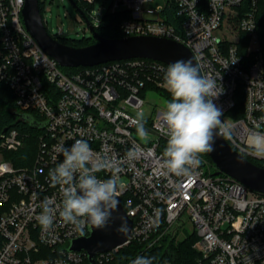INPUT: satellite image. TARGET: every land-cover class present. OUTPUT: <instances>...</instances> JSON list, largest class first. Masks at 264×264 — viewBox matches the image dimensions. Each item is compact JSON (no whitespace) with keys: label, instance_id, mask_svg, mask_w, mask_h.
<instances>
[{"label":"built area","instance_id":"2783aa9c","mask_svg":"<svg viewBox=\"0 0 264 264\" xmlns=\"http://www.w3.org/2000/svg\"><path fill=\"white\" fill-rule=\"evenodd\" d=\"M149 1L114 0L109 9L129 12L121 25L124 36L165 37L191 50L201 75L224 89L214 98L223 113L220 132L264 168V157L254 155L248 146L252 133L264 134V47L257 32L258 0H249L243 12V0H164L156 9L145 7ZM24 4L25 0H0V80L14 90L18 109L35 112L45 126L39 129L31 163L17 167L11 160H0V264H91L86 250L70 247L74 239L90 234L89 226L80 232L65 224L57 211L53 227L43 231L36 219L45 198L61 203L60 188L51 186L48 173L63 161L59 146L69 147L78 139L86 140L95 156L120 161L119 196L133 219L129 239L97 253L95 264H132L136 254L123 259V248L175 241L189 221L194 232L185 238L197 237L195 264H264V193L226 173H209L202 154V163L190 175L168 173L160 167L167 144L163 111L144 116L145 139L130 122L137 113L146 112L148 89L171 95L163 80L169 64L132 57L66 73L26 28ZM100 18L93 10L94 26ZM242 34L249 38L245 52ZM240 91L244 112L233 118L229 111ZM25 142L26 135L16 128L0 134L2 151H18ZM133 149L137 154L129 159ZM97 175L107 179L111 173Z\"/></svg>","mask_w":264,"mask_h":264},{"label":"clouds","instance_id":"9594fccd","mask_svg":"<svg viewBox=\"0 0 264 264\" xmlns=\"http://www.w3.org/2000/svg\"><path fill=\"white\" fill-rule=\"evenodd\" d=\"M164 84L172 99L162 114L166 128L167 144L163 152L161 168L177 176L190 175L202 163L200 154L214 151L215 136L224 128L221 121L222 110L214 103V98L223 94L222 85L216 80L201 75L200 65L191 59L176 60L165 71ZM136 133L145 139L143 113H137L130 120ZM248 146L256 156L264 157V134L252 133ZM63 161L49 170L51 186H59L61 203L45 198L41 202L42 211L36 217L43 231L53 227L58 211L65 224H70L80 232L86 226L105 230L110 222L120 221L115 230L121 235L129 232L128 222L122 217H114L118 210L120 195V161L113 158L95 156L86 140L78 139L71 146H59ZM135 149L128 158H134ZM109 171L110 178L101 179L98 173ZM132 264H153L152 257L138 256Z\"/></svg>","mask_w":264,"mask_h":264},{"label":"water","instance_id":"95a60500","mask_svg":"<svg viewBox=\"0 0 264 264\" xmlns=\"http://www.w3.org/2000/svg\"><path fill=\"white\" fill-rule=\"evenodd\" d=\"M70 1L86 21L96 42L83 47H74L56 40L44 24L39 0H25L22 11L26 28L41 47L63 67L95 66L100 63L132 57L153 58L169 65L181 59L185 61L191 59L194 65L197 63L187 46L169 38L154 35L104 37L96 31L91 19L78 8L75 0ZM25 117L31 120L30 117ZM31 125L32 127L43 128L45 123L31 121ZM207 154L216 165L215 175L226 173L243 182L252 190L264 193V168L235 149L221 132L215 136L214 151ZM117 199L119 206L113 216H122L127 220L129 228L127 235L116 232L115 229L120 225V221L117 219L115 222H110V226L105 230L89 226V235L76 238L71 243L72 250L87 251L91 264H95L97 253L111 250L129 239L133 219L126 213L121 197L119 196Z\"/></svg>","mask_w":264,"mask_h":264},{"label":"trees","instance_id":"16d2710c","mask_svg":"<svg viewBox=\"0 0 264 264\" xmlns=\"http://www.w3.org/2000/svg\"><path fill=\"white\" fill-rule=\"evenodd\" d=\"M96 1L97 0L90 3L85 0H75V3L78 8L90 19ZM248 4L249 0H243V4H241L240 8L242 12L248 8ZM39 6L42 13L43 6L40 0ZM129 17V12L126 9H118L115 12H111L110 9H108L101 16L100 23L95 26V29L104 37H123L124 34L122 32L121 25L122 22ZM166 20L169 22L174 21L172 17H167ZM256 21L259 40L262 47H264V0H258ZM52 36L62 44L74 47H83L96 42V39L94 37H88L84 38L83 40L76 41L73 38H67L65 36ZM248 44L249 38L245 34H242V52H245L247 50ZM156 90H158L161 94L167 96V98L171 101L172 96L170 94L158 88H156ZM236 99V106L229 111V115L233 116V118L241 117L244 112V104L241 91L237 95ZM25 116L30 117L31 120H29ZM31 121L41 123L35 112H24L18 109L17 96L14 90L4 80H0V134L3 133L5 129L8 130L11 128H16L26 135V142L23 148L18 151H4L6 159L11 160L17 167L31 163L35 154V149L37 146L36 138L38 137L37 135L40 132V128L32 127ZM202 155L210 159L207 153H204ZM244 156L250 159L252 162L259 164V161L253 156L249 154H244ZM196 239V235L193 234L179 241L178 243H174V241H171L167 244L162 242V244L147 249L142 253L141 250H143V244L133 243L121 250L122 257H120L126 259L136 254L135 259L138 256L152 257L153 264H165L166 262H171V264H195L197 252L194 249L193 244L196 242Z\"/></svg>","mask_w":264,"mask_h":264},{"label":"rangeland","instance_id":"374dc122","mask_svg":"<svg viewBox=\"0 0 264 264\" xmlns=\"http://www.w3.org/2000/svg\"><path fill=\"white\" fill-rule=\"evenodd\" d=\"M114 0H97L94 7V14L101 17L105 13ZM42 3V15L44 24L51 35H60L67 38H73L76 41L83 40L84 38L93 37L91 30L89 29L86 21L82 18L81 14L74 7L70 0H40ZM164 0H151L145 3L146 8L156 9L160 4H163ZM67 73H72L75 67H62ZM168 93V92H166ZM169 94V93H168ZM145 98V110L143 116L154 115L158 111H165V106L170 100L167 96L161 94L158 90L154 91L148 89L144 93ZM206 162L204 164L205 169L210 172L217 170L216 165L208 157L204 156ZM6 159L4 151L0 149V160ZM194 232V225L189 221L184 227L183 233H178L174 243L185 239V236ZM164 243H168V240ZM156 245L150 247L145 245L141 250V253L147 249L153 248ZM150 247V248H149Z\"/></svg>","mask_w":264,"mask_h":264}]
</instances>
